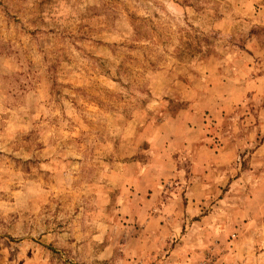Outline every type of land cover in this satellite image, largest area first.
Here are the masks:
<instances>
[{"label": "rangeland", "instance_id": "obj_1", "mask_svg": "<svg viewBox=\"0 0 264 264\" xmlns=\"http://www.w3.org/2000/svg\"><path fill=\"white\" fill-rule=\"evenodd\" d=\"M249 210L264 0H0V264H264Z\"/></svg>", "mask_w": 264, "mask_h": 264}, {"label": "crops", "instance_id": "obj_2", "mask_svg": "<svg viewBox=\"0 0 264 264\" xmlns=\"http://www.w3.org/2000/svg\"><path fill=\"white\" fill-rule=\"evenodd\" d=\"M185 142H188V139H186ZM232 177H230L228 180H231ZM261 181L263 182V179H261ZM194 201V199L192 200ZM199 201V199H195V202ZM248 202L250 204L254 203V199L252 198H248ZM251 210L248 211V213H250ZM160 223L164 220V216H158ZM248 223L246 224V227L248 228H256V235L259 236L258 240L256 241V244H263V248L262 250H264V220L259 221L260 219V213L259 211H257L256 215H252L250 213L249 217H248ZM180 224H181V230H184V220L180 219ZM262 223V226L260 227L259 224ZM179 227V220L177 221L176 224V228ZM261 229V230H260ZM252 235V234H251ZM248 240L250 241L251 239L248 237ZM262 241V242H261ZM259 245V246H261ZM261 249V247H260Z\"/></svg>", "mask_w": 264, "mask_h": 264}]
</instances>
